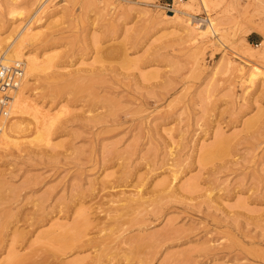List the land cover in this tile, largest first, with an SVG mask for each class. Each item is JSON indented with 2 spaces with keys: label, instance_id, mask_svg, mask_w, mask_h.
<instances>
[{
  "label": "rangeland",
  "instance_id": "obj_1",
  "mask_svg": "<svg viewBox=\"0 0 264 264\" xmlns=\"http://www.w3.org/2000/svg\"><path fill=\"white\" fill-rule=\"evenodd\" d=\"M130 1L0 0V263L264 264V0Z\"/></svg>",
  "mask_w": 264,
  "mask_h": 264
},
{
  "label": "bare ground",
  "instance_id": "obj_2",
  "mask_svg": "<svg viewBox=\"0 0 264 264\" xmlns=\"http://www.w3.org/2000/svg\"><path fill=\"white\" fill-rule=\"evenodd\" d=\"M44 1L45 0H42V2H41V4H40V6L41 5H43V3H44ZM123 1H130V0H123ZM152 0H135V1H130V2H133V3H142V4H145V5H149V4H151L152 2H151ZM192 19V18H191ZM187 23V22H186ZM192 25V23H191V21H190V23L188 22L186 25ZM200 25V24H199ZM199 25H198V23L197 24H193V26H192V28H190V29H192L191 31H188V33H189V35H192V39L193 40H195L196 39V37L197 38H199V36L200 37H202L204 34H205V32H196V29L197 28H199ZM189 27V26H188ZM208 27H209V29L211 30V32H213L214 33V29L212 28L213 26H212V23H209L208 22ZM208 29V30H209ZM209 30V31H210ZM196 33H195V32ZM205 31V30H204ZM20 33V32H19ZM18 33V34H19ZM17 34V35H18ZM26 34V33H25ZM261 35H262V40L260 41V42H258L257 44H255L254 46H250L249 44H247L248 45V47H250L251 49H254V53L252 54V52H250V51H241V50H237V51H234V50H232V55H234L237 59H240L241 61H243L244 63H249L251 60H253V59H256L257 61L259 60V59H264V30L263 31H261ZM18 36H20V34L18 35ZM26 37V35H23L22 34V36L19 38V39H23V38H25ZM17 38V37H16ZM15 39V38H14ZM18 47V46H17ZM17 50V49H16ZM4 53H5V51H4ZM4 55V54H3ZM25 63H21L22 64V68H21V70H22V74L25 72V74H27V73H29V72H31V71H33V70H35L36 68H37V65H36V62L32 59V58H29L28 56H25ZM2 61V60H1ZM249 61V62H248ZM17 62H20V61H18L17 60ZM232 63V62H231ZM228 64H229V62H228ZM254 63H251L250 65H253ZM230 65V64H229ZM234 65V64H233ZM249 66V65H248ZM255 66V65H254ZM40 67H42V66H40ZM243 67H241V68H239L238 67V69H242ZM237 69V68H236ZM242 71V70H241ZM239 73L240 74H242V72H240L239 71ZM244 77V76H243ZM249 77V80H253V79H256L257 77H261L263 80H264V72L263 71H261V70H258V68H255V67H251V66H249L248 67V73H247V78ZM251 83H252V81H250ZM25 83H26V80H25V78H23V79H21V81H20V85H18L17 86V88L13 91V92H11V99H10V104H9V109H8V112L10 111V109L12 108V111L13 110H16V111H18V112H23L24 111V109L26 108V106H25V104H23V100H22V97L23 96H21V95H23L22 94V90H23V87H24V85H25ZM28 107V106H27ZM31 113H32V110H31ZM35 113V111H33V114ZM30 114V113H29ZM31 115V114H30ZM32 116V115H31ZM20 125V124H19ZM19 125L17 126V123L15 124V125H13V127H14V129H16L17 128V132H18V129H19ZM3 127L4 126H1V128H0V137H1V140L0 141H4V142H9L10 141V136L7 134V132H6V130H3ZM10 128H12L11 126H10ZM12 130V129H11ZM12 132V131H11ZM44 136V134L41 132V131H38L37 132V134H36V136H38V137H41V136ZM2 141V142H3ZM215 148V147H214ZM216 148H217V146H216ZM215 148V149H216ZM216 151V150H215ZM208 152V151H207ZM209 153V152H208ZM138 198V197H137ZM137 203V202H136ZM131 206H132V204H131ZM127 220V219H126ZM64 228H66V226H57L55 229H52V231H48V232H46V233H43L44 235V237H46V236H48L49 238L51 237L53 240H58V239H62V242H63V244H61L60 246H61V248L62 249H60V248H58V249H60V250H66L68 247H69V242L68 241H66L65 239L67 238V236H66V233H65V231H64ZM74 228V227H73ZM67 229V228H66ZM65 233V234H64ZM18 234V233H17ZM17 234H15L16 236H17ZM18 235H20V234H18ZM13 236H14V234H13ZM15 236V237H16ZM70 239V238H69ZM72 240V239H71ZM69 244V245H68ZM141 247V246H140ZM256 253V252H255ZM250 255V254H249ZM264 257V256H263ZM29 258V256H26V257H21V256H19V255H17L16 253H11V254H8V256H7V258L2 262V263H0V264H23V262L25 261V260H27ZM261 259V258H260ZM262 260V259H261Z\"/></svg>",
  "mask_w": 264,
  "mask_h": 264
},
{
  "label": "built area",
  "instance_id": "obj_3",
  "mask_svg": "<svg viewBox=\"0 0 264 264\" xmlns=\"http://www.w3.org/2000/svg\"><path fill=\"white\" fill-rule=\"evenodd\" d=\"M174 0H168L167 6L173 4ZM182 1V0H179ZM19 62L14 61L9 65L0 64V128L3 118L8 116V109L13 92L22 78V70Z\"/></svg>",
  "mask_w": 264,
  "mask_h": 264
},
{
  "label": "crops",
  "instance_id": "obj_4",
  "mask_svg": "<svg viewBox=\"0 0 264 264\" xmlns=\"http://www.w3.org/2000/svg\"><path fill=\"white\" fill-rule=\"evenodd\" d=\"M250 36H252L253 39L255 38V37H254L255 35L250 34Z\"/></svg>",
  "mask_w": 264,
  "mask_h": 264
}]
</instances>
